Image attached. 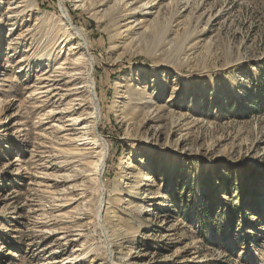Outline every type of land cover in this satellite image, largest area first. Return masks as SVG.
I'll return each instance as SVG.
<instances>
[{
	"label": "rangeland",
	"instance_id": "374dc122",
	"mask_svg": "<svg viewBox=\"0 0 264 264\" xmlns=\"http://www.w3.org/2000/svg\"><path fill=\"white\" fill-rule=\"evenodd\" d=\"M62 1L0 0V264H264V0Z\"/></svg>",
	"mask_w": 264,
	"mask_h": 264
},
{
	"label": "bare ground",
	"instance_id": "6f19581e",
	"mask_svg": "<svg viewBox=\"0 0 264 264\" xmlns=\"http://www.w3.org/2000/svg\"><path fill=\"white\" fill-rule=\"evenodd\" d=\"M57 2L59 3V7L61 9V13H62L64 19L70 25L71 24L70 23V19L68 17L67 12H66V8L64 6L63 1L62 0H57ZM135 2H136V0H113V3L117 4L118 6H120V8H123V9L127 8V13L126 14H125L126 11L125 12L123 11L124 14H125V16H124L125 20L130 19L128 17L130 15L132 16V14H134V9L130 8V6L135 4ZM151 5H148V4L144 3V5H142V6L139 5L140 6L139 9H136V10L138 12H140L139 14H142V15H147L148 14V15H150L152 13L151 12V9H152ZM118 9H119V7H118ZM137 11H135V12H137ZM70 26H71L70 29L73 31L74 36H76L81 41L82 49L83 50L86 49L87 42H86V37H85L84 33L79 28H77L76 26H73V25H70ZM93 63L94 62H93L91 56L88 55L87 58L85 59V65L87 66L86 80H87V83H88V86L87 85L86 86L88 87V89L90 91V94H91V97H92V101H93L92 107H91V113H90V117L89 118L93 119L92 120V124L90 126H91L92 131L94 132V122L96 121V119H98V116L100 115V113H99L100 109H99V107L97 105L98 100L96 99V94H95V90H94V84H93V80H92V77H91L92 70H93L92 69ZM94 137H95V139H94V143H93V148L95 147L96 149H99V150H98V152H96V155H95V158H94L95 160L93 162L94 164H93V168L91 170V175L94 177V179L97 182H99L100 179L102 178V175H103V172H104V169H105V164H106V158H107V152L108 151L106 149L107 148L106 145L98 143V139L99 138L97 139V137L95 135H94ZM100 185H101L102 195H104L105 189L103 188V184L102 183H100ZM148 185L150 186V183L146 184L145 186H148ZM103 209H104V201H103V197H101V199H100V201L98 203V206H97V211H96L97 212V216L102 212ZM109 261H110L109 264H112L111 259Z\"/></svg>",
	"mask_w": 264,
	"mask_h": 264
}]
</instances>
